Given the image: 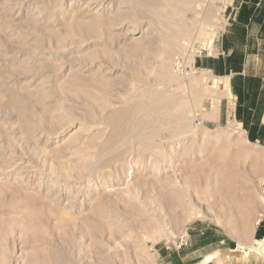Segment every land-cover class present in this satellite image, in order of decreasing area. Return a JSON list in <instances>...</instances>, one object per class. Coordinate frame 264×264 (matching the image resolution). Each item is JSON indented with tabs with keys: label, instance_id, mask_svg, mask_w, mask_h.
I'll return each mask as SVG.
<instances>
[{
	"label": "rangeland",
	"instance_id": "rangeland-1",
	"mask_svg": "<svg viewBox=\"0 0 264 264\" xmlns=\"http://www.w3.org/2000/svg\"><path fill=\"white\" fill-rule=\"evenodd\" d=\"M249 4L0 0V264H264Z\"/></svg>",
	"mask_w": 264,
	"mask_h": 264
},
{
	"label": "crops",
	"instance_id": "crops-1",
	"mask_svg": "<svg viewBox=\"0 0 264 264\" xmlns=\"http://www.w3.org/2000/svg\"><path fill=\"white\" fill-rule=\"evenodd\" d=\"M241 1H243L245 4H248V5H244V6H242L241 7V11L240 12H243L244 10H245V8L246 7H248V6H250V4L249 3H251L252 5V7H253V9L254 10H250V13H251V15L255 12V9H256V7L257 6H259V7H261V6H263L264 7V5L262 4V0H241ZM264 1V0H263ZM250 15V16H251ZM252 20V18H249V20H247V21H245V23H247L248 24V22H250ZM227 258L228 257H223V259H226L227 260ZM205 262V261H204Z\"/></svg>",
	"mask_w": 264,
	"mask_h": 264
},
{
	"label": "bare ground",
	"instance_id": "bare-ground-1",
	"mask_svg": "<svg viewBox=\"0 0 264 264\" xmlns=\"http://www.w3.org/2000/svg\"><path fill=\"white\" fill-rule=\"evenodd\" d=\"M258 221L256 220L255 221V224L257 223ZM264 250V238L262 241H256L255 242V245L253 247V251H255L256 253L258 254H261ZM218 254V253H217ZM214 257V254L213 255H207L204 259V261H208L210 258H213ZM219 258V257H217Z\"/></svg>",
	"mask_w": 264,
	"mask_h": 264
}]
</instances>
